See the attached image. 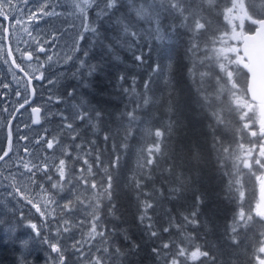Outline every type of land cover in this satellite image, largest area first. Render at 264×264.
Returning <instances> with one entry per match:
<instances>
[{"label": "snow or ice", "instance_id": "6c2138e0", "mask_svg": "<svg viewBox=\"0 0 264 264\" xmlns=\"http://www.w3.org/2000/svg\"><path fill=\"white\" fill-rule=\"evenodd\" d=\"M221 4L224 5L223 10H221ZM50 7L48 0H44L35 11L28 15L27 19L34 20L43 16L60 15L54 10L49 11ZM17 8H19V3H14L13 0H0V37H3L4 32L9 31V28L3 26L4 20L10 21V27H12V20H15L17 25L23 23L17 16H10L7 11ZM72 9L80 21L79 28L81 29L78 32L79 39L73 42L72 52L83 51L84 57H87L89 53L86 49L81 48L80 40L86 39V34L89 33L94 38H99L97 21L100 24H110L115 31V38L106 46L110 52L124 47L134 52L141 40L164 41L171 31L178 28L184 29L188 35L186 54L189 57H194L204 52L205 55L200 61L201 65L214 58L216 66L219 68L216 80L221 86L214 93H209L203 85L211 73L200 72V83L196 91L197 102L200 106L211 110L210 116L213 123L210 127L214 130L213 148L222 154L220 156L221 164L223 165L227 159H233L238 165L242 164L244 168L249 169L252 174L264 170V0H72ZM221 15L224 18V24L220 23ZM166 21L168 23H165ZM214 23L217 25L215 28H213ZM221 28L224 29L223 32H221ZM208 33L211 35L203 42L204 46L201 48L200 38ZM226 37L228 40H235L242 47L216 48L217 43L225 45L228 43ZM38 43L40 45L38 48L32 52L21 53V56L26 57L29 61L34 57L39 60L36 53H45L47 42L38 41ZM209 45L212 47L209 48ZM7 55L11 57L13 51L9 49ZM66 57V62L74 59L71 54H66ZM47 59L51 61L53 57L47 56ZM135 60L142 62V55H136ZM13 64L20 71H25L15 60H13ZM195 67L194 61L193 68L189 69L193 83H196ZM40 68H43V64L40 65ZM159 68L160 66L157 65L153 72H158ZM85 69L87 75L91 76L96 71V65H89L86 60L80 59L73 76L83 78ZM25 75L27 76L28 73L25 72ZM32 79L41 80L45 77L41 72L40 75L29 77L28 83H31ZM120 79L123 81L125 77L121 76ZM52 83L53 81H49V84ZM151 84L150 74V78L144 82L143 91H138L136 80L133 78L132 86L125 88L124 92L134 98V104L130 110L125 105V110L118 114V120L121 122L125 140L132 138L139 126L145 124L143 136L152 141L147 147H141L138 150L136 164L138 171H134L129 180V184L136 193L138 223L144 228L145 235L153 241L162 234L172 232L173 229L180 234L179 241L170 239L152 248L156 264H240L239 248L242 235L247 236L254 226H259V228L248 238V245L243 252L246 257L245 264H264V194L254 207L246 208L243 204L245 191L241 190L243 185L238 178H230L228 187L230 195L235 197L238 194L239 196V210L234 213L231 222L224 231L226 242L233 251H222L210 245L208 241L203 244L193 243L197 236L194 233L185 235L186 229L189 227L195 229L201 225L199 209L204 202L202 194L196 197L195 210L180 213L179 220L171 214L170 209H165L163 215L166 218L167 226L162 228L157 226L152 214L153 210L163 200L178 199L184 191L190 190L193 183L192 173L199 168L203 153L199 144L195 142L192 144L172 142L169 147V142L173 141L174 134L178 133L183 126L180 120L171 119L178 109L177 88L171 74L165 78V87L168 89L165 111L169 114V120L162 127L153 129L150 120L146 121L137 114L153 104L163 102V97L157 100L153 95H150ZM75 92L76 90L73 89L68 93V96L74 97ZM17 95H21V93L18 92ZM28 103V99L25 98L24 104ZM24 104H21L20 107L23 108ZM32 113L34 115L41 114L40 108L33 107ZM54 115H59L64 121L60 125L61 132L52 138L45 135L35 141L37 145H46L43 148L45 153L58 148L67 133H74L69 137L71 141L79 139V133L75 128L77 122L95 129L97 126L95 122L103 120V112L88 106L84 101L73 105L71 117H65L62 113ZM233 122L240 127L233 130V140L225 145L222 136L226 135V132L221 136H216L215 132L229 128ZM7 123L10 126L12 120ZM33 123H39V120L34 118ZM257 124L259 125L258 131L256 130ZM245 133L250 137L247 147L244 143ZM109 138V134L106 133L104 140L107 142ZM19 139L27 140L28 137L21 136ZM176 139L179 140V136ZM7 140V149L0 147V162L10 158L14 143V133L11 127L8 129ZM89 143L94 145L95 141ZM73 147L82 149V145L69 144L61 152V156L64 158H60L58 164H55V161H49L47 156L40 157V162L37 163L25 162L22 156L17 161V164L24 170L19 172L20 177L27 176L30 183H37L35 177L40 174L42 179L51 185L52 190L59 189V191L72 193V198L63 205L57 204L61 215L57 221L56 239L45 238L43 240V243L50 249L48 260L51 261V264H128V257L139 251V245L131 243L127 250L122 249L113 243V237L122 234L125 240L130 241L131 238L127 235V230H120L118 233L115 228L109 231L101 225V213L105 207L109 216L118 218L116 217L117 204L114 202L117 193L109 169L119 167L121 157L117 155L114 160L108 162L105 169L106 181L97 183L93 179L89 185L88 177L73 174L75 169L69 161L81 159L79 156L72 157L71 149ZM121 147L127 148V144H123ZM28 152L29 149L25 147V153ZM88 156H91L90 151L85 152L83 164L87 165L88 171L91 172L93 165L89 163ZM95 159L97 167L103 165L99 154ZM161 162L166 163L167 166L162 168ZM83 171L84 169L81 168V173ZM53 172L54 174H50ZM228 175L231 177V174ZM157 177L164 178L159 186L155 182ZM168 178H171V181ZM5 179L10 180V187L15 195L35 208L41 216L51 215L45 209L48 204L57 202L53 199L54 193L45 188L43 183H40L39 187L47 199L45 205L41 206L26 194L30 191L26 185L19 186L20 181L17 179V173L10 172ZM257 179L262 180V185H264V179L261 176H257ZM169 183L171 186L166 189V185ZM77 185L90 187L96 194L90 197L86 203L85 199L75 190ZM13 192H9L8 195L13 196ZM262 193H264V187H262ZM78 205L84 206L85 209H91L90 219H73ZM21 215L23 216V213ZM29 227L37 235L40 234L36 224L29 223ZM74 229L81 230L80 239H74L71 235L66 236L64 241L59 239L62 234H71ZM66 240L72 242L68 244L65 242ZM28 243V240L24 239L18 241L21 249L27 248ZM249 247L251 253L248 251ZM18 264H28L23 255L19 258Z\"/></svg>", "mask_w": 264, "mask_h": 264}, {"label": "trees", "instance_id": "16d2710c", "mask_svg": "<svg viewBox=\"0 0 264 264\" xmlns=\"http://www.w3.org/2000/svg\"><path fill=\"white\" fill-rule=\"evenodd\" d=\"M223 7L224 5L221 4V10H223ZM165 23H168V21ZM220 23H225L223 15L220 16ZM96 26L99 28V38H94L89 33L86 34V39L80 40L81 48L86 49L89 53L87 57H84L83 51L73 53L71 50L74 59L70 60L66 66L67 69L60 70V82L56 87L55 94L59 101L57 113H62L65 117H71L73 105L79 104L81 101L103 112V120L95 122L97 125L95 129L77 122L75 128L79 133V139L73 142L69 137L74 133H67L61 140V152L69 144L82 145V149H76L75 147L71 149L72 157H81L78 161L75 159L69 161L75 169L74 175L88 177L89 185L93 179L97 183L106 181L105 169L108 162L114 160L117 155L121 157L119 167L109 169L117 193L114 202L117 204L116 217L118 218L109 216L105 207L101 213V225L109 231L115 228L118 233L120 230H127V235L131 238L130 241L125 240L122 234L113 237V243L122 249L127 250L131 243L139 245V251L128 257V264H156V260L152 255V248L170 239L177 241L180 239V234L173 229L172 232L162 234L155 241L150 240L145 235L144 228L138 223L137 216L139 213L137 211L136 193L129 184V180L134 171H138L136 168L138 150L141 147H147L152 141L143 136L145 124L139 126L132 138L125 140L121 122L118 120V114L125 110V105L130 110L134 104V98L126 95L124 89L130 88L132 80L135 78L137 90L143 91L144 82L150 78L151 74L150 95H153L157 100L163 97V102L153 104L137 114L146 121L150 120L153 129L162 127L169 120V114L165 111L168 100L165 78L171 74L174 77L178 94V109L176 114L171 116V119L180 120L183 126L178 133L174 134L173 141L169 142V147H171L172 142L178 144H192L195 142L201 148L203 159L199 168L192 173L193 183L190 190L184 191L178 199L163 200L153 210L152 214L158 227H166L167 222L163 215L165 209H170L171 214L179 220L180 213L195 210L196 197L202 194L204 202L199 209L201 225L195 229L189 227L186 229L185 235L194 233L197 239L193 243L203 244L208 241L210 245L222 251H233L226 242L224 231L231 222L234 213L239 210L240 200L238 194L235 197L230 195L229 180L230 178L240 180L243 185L241 190L245 191L244 206L246 208L254 207L255 203L258 202L259 186L257 176L261 170L252 174L249 169L244 168L242 164L238 165L233 159H227L222 165L220 162L222 154L213 148L214 130L210 127L213 123L210 116L211 110L202 108L197 102L196 89L200 83V72L211 73L210 77L205 79L203 85L209 93H214L221 86L216 80V73L219 72V68L216 66L214 58L212 61H205L201 65L200 61L205 55L204 52L189 57L186 54L188 35L182 28L171 31L164 41L147 42L141 40L134 52L127 50L126 47L117 48L110 52L106 46L115 38V31L108 23L100 24L97 21ZM215 27L217 25L214 23L213 28ZM223 30L221 28V32ZM210 35L211 33H208L200 38L201 48L204 46L203 42ZM217 35H220V33H217ZM211 47L209 45V48ZM136 55H142L143 61H136ZM80 59L86 60L89 65H96V71L91 76L87 75L86 69L83 70V78L73 76ZM194 61L196 63L194 71L197 73L196 83H193V79L189 75V69L193 68ZM157 65L160 66L159 71L154 73L153 69ZM121 76L125 77L123 81L120 79ZM73 89L76 90L75 96L70 98L68 93ZM225 99L227 100L228 97L226 96ZM55 117L58 118L57 121H54V124L57 125L59 134L61 132L60 125L64 121L61 120L59 115H55ZM238 127L240 125L233 122L229 128L221 129L220 132H215V135L221 136L222 133L226 132V135H223L222 138L225 145H227L233 140V130ZM106 133L110 136L107 142L104 140ZM177 136H179V140L176 139ZM91 141H95V144L90 145L89 142ZM244 143L247 147L248 136L246 133ZM123 144H127V148H122L121 145ZM89 151L91 156L87 158L89 163L93 165L91 172L88 171V166L83 164L84 154ZM61 152L60 158H64L61 156ZM97 154L100 155L103 161V165L100 167L96 166L95 158ZM166 166V163L161 162L162 168ZM81 168L84 169L82 173ZM50 174H54V172ZM228 174H231V177ZM163 179V177H157L156 184L159 186ZM168 179L171 181V178ZM169 186H171V183L166 185V189ZM75 190L85 199L86 203L90 197L96 194L93 189L86 188L84 185H77ZM61 192H65L61 196H67V200L72 198V193ZM165 194L167 195V191ZM61 196L60 203L63 205L67 200L64 201ZM14 197L10 201L5 198L0 200V264H18L21 255L25 257L28 264H51V261L48 260L50 249L43 243V240L45 238L56 239L57 221L61 215L60 208L58 207L55 218L51 220L41 216L25 200L17 198V196ZM90 212L91 209H85L84 206L78 205L73 214V219H90ZM21 213H23V216ZM29 223L38 226L39 235L29 227ZM258 228L259 226H254L247 236L242 235L239 248L241 253L239 256L240 264H245L246 257L243 252L248 245V238ZM69 235L74 239H80L81 230L74 229L71 234L64 233L59 239L64 241L65 237ZM21 239L28 240L27 248H20L18 241ZM65 242L70 244L72 241L66 240ZM97 246L99 247V244ZM248 251L251 253L250 247Z\"/></svg>", "mask_w": 264, "mask_h": 264}, {"label": "flooded vegetation", "instance_id": "af4514ba", "mask_svg": "<svg viewBox=\"0 0 264 264\" xmlns=\"http://www.w3.org/2000/svg\"><path fill=\"white\" fill-rule=\"evenodd\" d=\"M39 35L41 34L39 33ZM44 40L42 36L29 42L24 48L19 47L14 41L11 28L9 38L2 41L5 51L4 55L0 56V147L4 149L8 147L7 133L9 127L12 128L14 133V143L10 158L0 162V178L3 179L0 184L1 196L4 193L13 192L10 187V180L5 179V177H8L7 173H12L13 168L19 167L16 166L19 157H24L25 162L32 161L33 163L40 162L39 158L44 156H47L49 161H55V164H58L60 159V146L45 153L43 148L46 145L35 144V141L42 136L47 135L48 138H52L58 135L57 125L54 124V121H57V117H55L54 113L58 112L59 105L55 90L60 82V57L58 58L56 51L52 52L51 42L47 41L45 44L46 52L36 53L40 58L39 60L34 57L29 61L26 57L21 56V53L32 52L38 48L40 46L38 41L45 42ZM55 43L58 44V42ZM9 49L13 51L11 57L7 55ZM47 56H52L53 59L49 61ZM13 60L20 64L25 71H20V69L16 68ZM41 64H43V68H40ZM25 72L28 73L27 76ZM41 72H43L45 79H32L31 83H28L29 77L40 75ZM49 81H53V83L49 84ZM18 92L21 95H17ZM25 98L28 99V104H24ZM21 104H24L23 108L20 107ZM33 107L40 108L41 114L34 115L32 113ZM34 118L38 119L39 123L34 124ZM9 120H12L10 126L7 123ZM256 130H259L258 124ZM21 136H26L28 139L21 140L19 139ZM249 139L250 137H248ZM25 147L29 149L27 154L25 153ZM258 176L264 179V170L258 172ZM35 179L37 183H31L33 190L36 188L41 190L39 185L43 183L45 188H49L54 193L53 198L57 200V203L61 201L59 189L52 190L51 185L43 180L40 174H37ZM258 186H262V180H258ZM13 195H15L14 192Z\"/></svg>", "mask_w": 264, "mask_h": 264}, {"label": "rangeland", "instance_id": "374dc122", "mask_svg": "<svg viewBox=\"0 0 264 264\" xmlns=\"http://www.w3.org/2000/svg\"><path fill=\"white\" fill-rule=\"evenodd\" d=\"M33 1V0H32ZM14 3H19V8L17 9H8L9 15H15L18 19L23 21L22 24L17 25L15 20H12V28H13V35L14 41L19 46L24 48L29 42L39 39L43 36L45 39L44 41L51 42L50 47L52 48V52L57 53L58 58L60 57L61 63L66 62L67 57L66 54H71L70 52V44L78 38V32L81 30L79 28L80 21L76 18L74 11L72 9V0H48L51 7L48 9L49 11H55L60 13V15L54 16H43L38 19V21L28 20V15L35 11L40 3H43L44 0H34L36 2L35 6H32L29 0H13ZM230 6V5H229ZM5 25V21H3V26ZM230 32V28H229ZM9 35V31L7 32ZM31 33V35H29ZM39 33L42 35H39ZM3 37H0L2 39ZM228 43L220 44L217 43L216 48L222 47H232L236 46L239 47V44L235 40H228L225 38ZM55 42H58L55 43ZM22 43V44H21ZM4 43H0V56L4 55L5 47L3 46ZM232 55V54H229ZM234 58V56H233ZM69 62V61H68ZM63 64V65H64ZM63 78V76H62ZM61 152V151H60ZM16 166H19L16 163ZM22 166L18 168H13L12 173H17V179L20 181L19 186L23 187L24 185L30 190L26 194L34 200V202L39 203L41 206L45 205L47 197L42 193L41 190L36 188L35 190L32 189V184L28 180L27 176L20 177L19 172H23ZM10 173H7L9 176ZM3 182V179L0 178V184ZM65 193V192H64ZM60 191V194H64ZM16 196V195H15ZM10 197L8 194L4 196ZM64 201L67 200V196H61ZM54 199V198H53ZM55 200V199H54ZM56 201V200H55ZM61 205L60 201L58 203ZM58 207L57 204H48L46 207V211L51 213V215L47 216L46 218H50L51 220L55 218V213Z\"/></svg>", "mask_w": 264, "mask_h": 264}, {"label": "water", "instance_id": "95a60500", "mask_svg": "<svg viewBox=\"0 0 264 264\" xmlns=\"http://www.w3.org/2000/svg\"><path fill=\"white\" fill-rule=\"evenodd\" d=\"M240 47H242V45H240ZM262 187H264V185H262V186L260 187V189H259V200H260L262 194H264V193H262Z\"/></svg>", "mask_w": 264, "mask_h": 264}, {"label": "bare ground", "instance_id": "6f19581e", "mask_svg": "<svg viewBox=\"0 0 264 264\" xmlns=\"http://www.w3.org/2000/svg\"><path fill=\"white\" fill-rule=\"evenodd\" d=\"M55 84H57V83H55ZM58 85V84H57ZM55 86V85H54ZM54 105V104H53ZM59 109V108H58ZM55 114V113H54ZM58 119V118H57ZM49 189V188H48ZM1 196V195H0ZM1 200V199H0ZM18 207V206H17Z\"/></svg>", "mask_w": 264, "mask_h": 264}]
</instances>
